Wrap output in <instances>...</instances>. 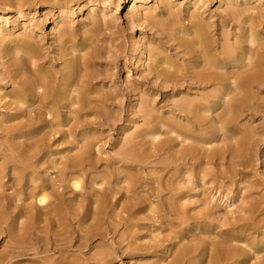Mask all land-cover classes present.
Returning <instances> with one entry per match:
<instances>
[{
	"label": "rangeland",
	"instance_id": "obj_1",
	"mask_svg": "<svg viewBox=\"0 0 264 264\" xmlns=\"http://www.w3.org/2000/svg\"><path fill=\"white\" fill-rule=\"evenodd\" d=\"M145 1L127 0L125 3L124 0H70L62 9V13L67 15V18L60 21L59 10L54 9L55 21L52 24H48L47 20L52 15H46V7L42 8L37 5V8L24 10L26 16L20 22L14 24L10 22L6 25L11 33L7 36L18 38L26 36L28 33L32 35L35 32V38L40 40V44L55 46L62 31L61 25L65 24L69 30L68 39L79 41L87 36L88 40H94L93 48L100 47L101 54L99 56L101 59L96 61L97 65L93 69L113 76L115 84L113 86L112 83L99 85L113 93L110 96L112 103L109 107L83 109L81 112H77L76 118L71 114V111L74 110L73 106L53 108V115L43 111V118L38 123L39 127L36 129V133H33L28 139L26 137L19 138L15 132L16 129L24 130L27 116L22 117L21 112L14 109V106L10 108L2 104L3 101H11L10 98L0 100V167L3 166L7 170L12 163L17 162L19 159L17 155L20 153L16 152L14 148L19 143L32 144L40 141H43L44 146L43 160L47 163L54 162L58 166L59 162H63L72 154L77 153L85 143L84 137H90L93 139V147L89 152L90 162L82 170L81 179L87 186L92 180L95 182V185L91 186L93 194L89 199L92 206L95 208L99 201L104 199L103 194H106L111 195L112 200L120 199L118 208L113 209V212L119 213L120 205L123 203L127 207H133L130 212L132 218L123 212L125 220L118 225V218L115 216H110L111 220L107 216L105 219H100V226L102 223H108L112 227L117 226V233L113 237L109 236L106 240L93 237L89 240L88 246L83 249L71 246L67 249L51 250V245L46 244V237L56 238L52 233L61 230L62 227L54 226L50 231L46 223L41 222L39 226L43 229L36 234L41 237L42 242L33 244L35 249L28 248L20 256L13 255L8 264H54L60 262V258L66 259L60 262L62 264L92 263L93 261L87 260L90 255L108 252L110 248H115L117 243L125 247L124 237H121L125 221L134 225L131 230L132 238L139 248L134 254L125 252L111 254V262L105 264H168L171 261L169 252L171 244H177L172 247L174 251L181 244H196L202 239L240 236L238 227L242 224H253L254 229L242 234L244 238L240 241H232L233 248L241 258L246 257L241 264H264V133L262 135L257 131L252 132L254 139L261 138L258 151L256 154L252 149L246 150L245 154H242L238 159L242 165H237L228 154H224V159L217 165L206 164L197 168L164 169L163 163L168 159L167 156H162L160 160L145 159L143 151L133 147L136 142L144 138L145 131L150 127V124L147 123L148 119L143 118L142 114L138 112V104L143 99L148 100L150 113L157 116L152 125V129H154L156 125L157 127L161 126V118L169 117L175 120L168 110L172 101L181 97V95L171 94L166 89L146 92L147 87L157 86L159 80L151 79V75L147 71H142L143 67L140 63H147L145 55L141 54L143 48L148 44L156 43L163 46L165 43L178 45L174 41L177 40L175 38L178 35L173 31V28H187L192 15H199L208 24L214 25L219 24L225 17V11L229 7H235L238 12L248 8L252 16L258 15L260 12L264 14V0L227 2L203 0L196 7H193L192 4L196 0ZM63 5L65 6V4ZM119 5L120 11L116 14L113 13ZM1 10L9 16L17 15V9L14 6H2V2H0ZM131 16L139 18L141 16V20L132 24ZM248 23L239 28L236 19V21L223 25L224 32L231 31L233 33V35H229V43H238L240 46L254 49L259 41H264V16L257 20L254 27L251 26V22ZM52 25L56 33L48 34ZM250 26L253 28L254 35L247 39L243 36L239 37L241 34L244 35ZM27 27H34L33 31H29ZM174 35H176L175 38ZM2 42L3 38L0 37V45ZM89 43L87 42V44ZM49 49L51 51L52 47ZM78 49L80 50L76 53L77 57L90 52L89 48ZM164 55H168V50ZM126 89L128 91L135 89V92L132 90V92H128ZM138 90L146 93H138ZM5 91H10V88ZM253 102L258 105L257 111L260 114L249 121L240 119L238 126L245 125L255 130L264 124V89L255 91ZM220 111L221 109H213L208 114L216 116ZM75 120L78 125L83 126L74 128ZM177 122L182 126L185 125L183 121L177 120ZM86 124L89 125L86 127L84 126ZM164 128H158L162 132L156 137L157 140H153L160 141L168 138V135L164 133ZM70 131L76 136V139L69 138ZM190 131L199 134L194 128ZM219 134L222 133L219 132L217 135L211 136L208 140L209 144L204 141L203 144H206L203 147L210 151L220 149L226 144H234V139L219 140ZM148 137L149 135L146 136V139ZM234 137L237 141L239 135ZM74 147L76 149H73ZM127 148L134 149L139 160L137 164L124 162L121 158V154ZM1 171L0 168V177H2ZM36 176V181L30 182V186H37L42 180L54 182L57 179V169L49 166L41 167ZM5 180L6 178L1 179L3 182ZM127 183L133 185V195L125 192L122 188L124 186L126 188ZM169 187L173 189V193L181 194L177 203L181 208H184L187 216L184 221L157 220L152 217L157 206L159 208L162 203L166 205V200L171 193ZM158 191H161V198H154L153 195ZM5 193L15 195L17 192L7 188ZM65 196L70 197L68 193ZM26 202H31V199ZM251 202H254L256 206L253 214H250L251 211L247 208ZM133 211L135 212L132 215ZM138 211L141 212L138 213ZM158 211L160 215L161 211ZM122 215L121 217H123ZM24 220L23 218L22 221ZM84 220V230H88L89 227L93 228L94 220L91 218ZM77 225L74 221L71 222V227L73 229L76 227L79 235L83 236L84 233L78 229ZM71 227L67 223L63 232L67 240L73 237ZM195 235L197 238L190 240ZM9 242L10 239L7 235L0 236V255L7 250L8 245L6 244ZM27 242L31 245L32 239H27ZM78 243L83 244L80 239L71 240V245ZM214 246L215 242H211L208 244V252H204L202 257L197 256L193 259L202 258L203 264H207Z\"/></svg>",
	"mask_w": 264,
	"mask_h": 264
},
{
	"label": "bare ground",
	"instance_id": "obj_2",
	"mask_svg": "<svg viewBox=\"0 0 264 264\" xmlns=\"http://www.w3.org/2000/svg\"><path fill=\"white\" fill-rule=\"evenodd\" d=\"M68 1L70 0H0L2 6L12 5L17 9L15 16L0 11V37L3 38L0 45V100L10 98L11 101H3L2 104L10 108L14 106V109L21 112L22 117L27 116L24 130H15L19 138L28 139L36 133L38 123L43 118V111L53 115V108L73 106L74 110L71 114L76 118L77 112L83 109L107 108L112 103L110 96L113 93L99 85L112 83L113 86L115 80L113 76L93 69L97 65L96 61L101 59L100 47H92L94 40H88L87 36L79 41L68 39L69 30L65 24L61 25L62 31L55 46L40 44V40L35 38V32L18 38L7 36L11 33L6 25L10 22L12 24L20 22L26 16L23 11L37 8V5L46 7L47 16L52 15L47 20L48 24L55 21L54 9L59 10L60 21L64 20L67 15L62 13V9L66 7ZM200 1L203 0L194 1L193 7H196ZM124 2L126 3L127 0ZM116 8L113 12L115 14L120 11V5ZM263 16L261 12L252 16L248 8L238 12L235 7H229L219 24L210 25L199 15H192L187 28H173L178 35L177 38L176 35L173 36L177 39L174 41L178 45L165 43L163 46L156 43L148 44L143 48L141 54L145 55L147 63H140L143 67L142 71H147L151 79L159 80L157 86L147 87L146 92L166 89L173 95H181L179 99L172 101L168 110L175 120L169 117L161 118V126L156 125L154 129L152 125L157 116L150 113L148 100L143 99L138 104V112L143 118L148 119L147 123L150 127L145 131L144 138L136 142L133 147L143 151L145 159L160 160L165 155L168 159L163 163L164 169H187L206 164L217 165L224 159V154H228L237 165H242L238 159L246 150L252 149L257 154L261 138L254 139L252 132L257 131L263 135L264 124L254 130L245 125L238 126V121L240 119L249 121L260 114L257 111L258 105L253 100L255 91L264 89V41H259L254 49L240 46L238 43L231 44L229 35L233 33L224 32L222 27L225 23L229 24L236 19L239 28L248 22L254 27L257 20ZM9 18L12 20L10 21ZM140 20L141 16L130 18L132 24ZM251 26L239 37L243 36L246 39L252 37L254 32ZM33 28L30 27L28 30L32 32ZM55 33L56 30L52 25L48 34ZM49 47H52L51 51ZM78 48H89L90 52L77 57L76 53L80 50ZM167 50L168 55H164ZM138 60L141 61L140 58ZM88 70L90 71L87 72ZM8 88L10 91H5ZM131 90L135 92V89L127 91L132 92ZM140 92L146 93L138 90V93ZM213 109H221V111L216 116L209 115L208 112ZM177 120L185 122V125H180ZM87 125L89 124L84 126ZM81 126L83 125H78L75 120L74 128ZM159 127H165L164 133L168 135L166 140L156 141V137L162 132L161 129L158 130ZM193 128L199 134L192 133L190 130ZM219 132L222 133L218 135L219 140L234 139V144H226L220 149L210 151L203 147L206 144H203L204 141L209 144V138ZM68 135L72 140L76 139L72 131ZM147 135L149 137L146 139ZM236 135H239L237 141L234 137ZM84 140L85 143L77 153L59 162L58 166L54 162L47 163L43 160V141L32 144L21 142L14 148L20 153L17 155L19 158L17 162L12 163L7 170L3 166L0 167L2 169L0 178L2 180L6 178L4 182L0 179V236L5 234L10 239L6 244L7 250L0 255V264H8L13 255L20 256L28 248L35 249L33 244L42 242L41 237L36 234L43 229L39 226L41 222H45L50 231L54 226L62 227L61 230L52 233L56 238L46 237V244H50L51 250L56 251L71 246L77 249L86 248L93 237H100L103 240L108 239L109 236L113 237L117 233V226L112 227L108 223H102L100 226L99 220L105 219L106 216L109 220H111L110 216L118 218L117 225L125 220L123 212L132 218L130 212L133 207H127L124 203L120 205L119 213L113 212V209L118 208L120 199L112 200L111 195L103 194L104 199L100 200L95 208L92 206L89 199L93 194L91 186L95 185V182L92 180L89 186L83 184L81 174L90 162L89 152L93 147V139L84 137ZM121 155L124 162L137 164L139 161L133 148H127ZM46 166L57 169V179L54 182L42 180L37 186H30V182L36 181V175L41 167ZM7 188L17 193L15 195L5 193ZM122 188L133 195L134 187L131 183H127L126 188L125 186ZM170 191L166 205L162 203L159 208L157 206L152 217L157 220H186L184 208L177 203L181 194L173 193L171 187H169ZM67 193L70 197L65 196ZM160 195L161 191H158L153 197L161 198ZM28 199H31V202H26ZM247 208L251 211L250 214H253L256 206L251 202ZM158 210L161 211L160 215ZM89 218L95 221L93 228L84 230V219ZM73 221L78 224L77 227L84 233L83 236L79 235L76 227L74 229L71 227ZM67 223L72 228L73 236L69 240L63 235ZM123 226L121 237H124L125 247L117 243L116 247L110 248L108 252L90 255L87 260L93 262L89 264L111 262V254L117 252L136 253L139 246L132 238L131 230L134 225L125 221ZM253 229V224H242L238 227L240 236L202 239L196 244H181L174 251L172 247L177 244H171L169 251L171 261L168 264H203L202 258L197 260L193 258L202 257L204 252H208V244L211 242H215V246L207 264H241L246 257L241 258L233 248L232 241H240L244 238L242 234ZM196 238L197 235L192 236L190 240ZM27 239H32V247ZM73 239H80L83 244L71 245ZM43 248L45 249V246ZM65 260V258L59 259L60 262ZM60 262L54 264H62Z\"/></svg>",
	"mask_w": 264,
	"mask_h": 264
}]
</instances>
